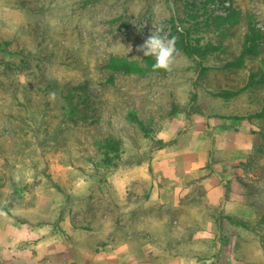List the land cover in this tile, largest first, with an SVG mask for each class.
I'll list each match as a JSON object with an SVG mask.
<instances>
[{
    "label": "rangeland",
    "instance_id": "1",
    "mask_svg": "<svg viewBox=\"0 0 264 264\" xmlns=\"http://www.w3.org/2000/svg\"><path fill=\"white\" fill-rule=\"evenodd\" d=\"M160 25L171 71L106 66ZM254 73L264 0H0V264H264Z\"/></svg>",
    "mask_w": 264,
    "mask_h": 264
},
{
    "label": "trees",
    "instance_id": "2",
    "mask_svg": "<svg viewBox=\"0 0 264 264\" xmlns=\"http://www.w3.org/2000/svg\"><path fill=\"white\" fill-rule=\"evenodd\" d=\"M206 1L207 2H214L215 0H206ZM231 13L232 14L235 13L234 10H231ZM229 18L230 17H222V19H229ZM176 32L179 36H181L179 39L177 38L178 42H182L181 44L177 43V45H179L180 48H182L183 50H185L189 54H192L193 52H195L197 50V48L195 46L191 45L188 42L187 43L184 42L186 35L182 31L177 30ZM261 42H262V37H261L260 29L256 26L252 25L249 32L247 33V35L245 37V42L243 45V53L241 56L242 60L247 54L258 55L259 51H260L259 47H260ZM202 52L206 53L207 51L203 50ZM154 63H155V60L151 56L146 57L147 68L142 66L136 60L127 59L126 57L112 56L109 58L106 66H108L109 68H111L113 70L122 71L124 73H135L136 72L139 74H145L146 71L153 69ZM256 82H264V74L263 73L252 74L250 77V80L248 82V85L249 86L253 85ZM238 93H239V91H227V92H221L220 95L224 96V97H230V96L236 95ZM71 96H72L71 93L63 94V97L66 98V100L68 101L69 104H71V101H70L72 98ZM49 104H50L49 101L45 102V105H49ZM69 104H67V105H69ZM74 108H76V107L74 106ZM259 115H261V113H259ZM139 123H142V121H139ZM105 144L108 145L109 148L114 152H118L120 150V147H121L120 140L113 137V136L108 137L106 139Z\"/></svg>",
    "mask_w": 264,
    "mask_h": 264
},
{
    "label": "clouds",
    "instance_id": "3",
    "mask_svg": "<svg viewBox=\"0 0 264 264\" xmlns=\"http://www.w3.org/2000/svg\"><path fill=\"white\" fill-rule=\"evenodd\" d=\"M138 51L142 52L145 57L155 58L154 70L171 71L177 53L176 38H169L164 33L163 26L160 25L155 33L151 32V35L139 46ZM49 98L55 101L56 94L54 92L50 93ZM3 214V212H0V215Z\"/></svg>",
    "mask_w": 264,
    "mask_h": 264
}]
</instances>
